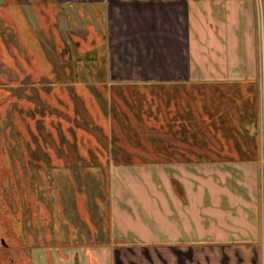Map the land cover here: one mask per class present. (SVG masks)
I'll list each match as a JSON object with an SVG mask.
<instances>
[{
    "label": "rangeland",
    "instance_id": "obj_1",
    "mask_svg": "<svg viewBox=\"0 0 264 264\" xmlns=\"http://www.w3.org/2000/svg\"><path fill=\"white\" fill-rule=\"evenodd\" d=\"M81 11L0 0V264L116 262L118 245L137 239L129 229L153 236L173 224L188 229L181 242L194 261L197 245L218 242L216 217L245 220L207 210L212 170L196 166L251 139L259 154L263 55L252 88L133 72L102 10ZM245 172L258 186L249 220L262 264L260 170L258 181Z\"/></svg>",
    "mask_w": 264,
    "mask_h": 264
},
{
    "label": "crops",
    "instance_id": "obj_2",
    "mask_svg": "<svg viewBox=\"0 0 264 264\" xmlns=\"http://www.w3.org/2000/svg\"><path fill=\"white\" fill-rule=\"evenodd\" d=\"M48 5L69 8L76 14L102 10L116 37L120 62L131 65L133 72H181V82L192 81L198 86L239 83L252 88L259 82V54L263 55L264 74V0H48ZM261 31L263 43L258 48ZM121 70L126 69L117 71ZM170 80L177 79L171 76ZM251 128L255 126L248 125L249 131ZM215 150V159L196 166L212 170L216 191L208 193L211 205L207 210L226 215V207L232 210L229 216L245 215V220L233 222L237 218L230 217L228 223H222L220 216L216 217L208 231L219 232L218 242L197 245L194 261L187 256L190 245L181 242V232L188 229L160 226L156 233L150 229L153 236L129 229L136 241L124 239L118 245L116 262L108 258L107 264H257L253 253L258 237L249 216L258 213V186L254 181L250 184L245 170H253L258 181V145L251 139ZM223 235L229 242L219 241ZM191 248L193 253L194 245Z\"/></svg>",
    "mask_w": 264,
    "mask_h": 264
},
{
    "label": "built area",
    "instance_id": "obj_3",
    "mask_svg": "<svg viewBox=\"0 0 264 264\" xmlns=\"http://www.w3.org/2000/svg\"><path fill=\"white\" fill-rule=\"evenodd\" d=\"M259 170H260V189H259V198H260V213H261V231H262V252H263V260L262 264H264V134L262 136V144L260 146L259 152Z\"/></svg>",
    "mask_w": 264,
    "mask_h": 264
}]
</instances>
